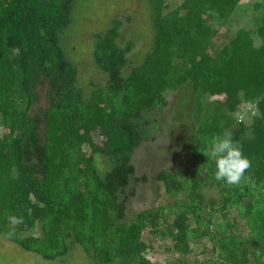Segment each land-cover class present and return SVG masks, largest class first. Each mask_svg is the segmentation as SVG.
Segmentation results:
<instances>
[{
    "label": "trees",
    "instance_id": "16d2710c",
    "mask_svg": "<svg viewBox=\"0 0 264 264\" xmlns=\"http://www.w3.org/2000/svg\"><path fill=\"white\" fill-rule=\"evenodd\" d=\"M169 1L147 0L153 36L140 61L121 16L95 33L101 78L84 84L71 35L82 1L0 0L1 236L48 261L78 245L91 264H161L147 257L151 232L180 256L206 239L211 256L192 264H264V1L256 29L219 44L214 22H229L242 0L166 10ZM186 83V164L156 174L173 200L128 219L121 193L134 152L157 128L152 112ZM244 102L255 106L249 119L236 115ZM224 129L251 160L236 185L217 181L203 154ZM37 224L39 235L25 234Z\"/></svg>",
    "mask_w": 264,
    "mask_h": 264
},
{
    "label": "rangeland",
    "instance_id": "374dc122",
    "mask_svg": "<svg viewBox=\"0 0 264 264\" xmlns=\"http://www.w3.org/2000/svg\"><path fill=\"white\" fill-rule=\"evenodd\" d=\"M81 1L82 6L77 13L76 25L71 35L74 36L72 43L75 46L72 55L81 67L82 83L101 78L92 59L94 34L105 29L115 16L123 18L125 31L135 38L137 45L134 53L136 59L140 61L142 54L151 45L153 36L147 0ZM182 1L170 0L166 10L176 8ZM256 1L264 0H242L243 9L232 14L229 22L221 24L214 22L219 35L216 43L229 41L241 28L256 29L258 22L255 18L260 13L254 6ZM255 38L256 44L259 45L261 40L257 36ZM192 99V84L186 83L178 91L170 94L167 106L152 112L157 128L154 129L152 137L142 142L135 150L133 156L135 172L130 178L129 185L121 193V199L126 201L128 219L139 210L173 200L165 192L163 184L156 179V174L163 168L186 164ZM253 112L255 106L244 102L240 104L236 115L239 119H249L250 113ZM2 132L1 126L0 134ZM98 139L100 140V137ZM85 149L89 150L88 147ZM240 227L246 229L244 225ZM40 233V225L37 224L25 234ZM145 238L151 246L147 257L161 264H192L195 260H204L211 256V250L206 246L209 242L206 239L192 243V252L187 256H180L171 249L172 240L169 237L147 232ZM0 264H91V261L78 245L74 246L68 255L48 261L0 235Z\"/></svg>",
    "mask_w": 264,
    "mask_h": 264
},
{
    "label": "clouds",
    "instance_id": "9594fccd",
    "mask_svg": "<svg viewBox=\"0 0 264 264\" xmlns=\"http://www.w3.org/2000/svg\"><path fill=\"white\" fill-rule=\"evenodd\" d=\"M203 154L207 160L215 164V179L224 181L228 185L239 184L251 167V160L243 154L242 146L233 138V133L228 129L212 136ZM8 221L16 225L21 222V218L10 215ZM13 235L11 231L4 234L8 239H11Z\"/></svg>",
    "mask_w": 264,
    "mask_h": 264
}]
</instances>
